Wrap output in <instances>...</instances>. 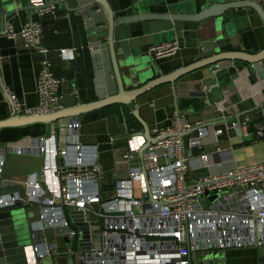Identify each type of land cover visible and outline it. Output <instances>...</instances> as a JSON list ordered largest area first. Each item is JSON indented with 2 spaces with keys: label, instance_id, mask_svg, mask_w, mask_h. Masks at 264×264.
Segmentation results:
<instances>
[{
  "label": "built area",
  "instance_id": "built-area-1",
  "mask_svg": "<svg viewBox=\"0 0 264 264\" xmlns=\"http://www.w3.org/2000/svg\"><path fill=\"white\" fill-rule=\"evenodd\" d=\"M29 1L36 9L19 32L8 26L7 35L46 57L37 79L38 105L24 108L17 95L7 97L19 115L60 110L59 89L65 81L54 74L47 57L50 50L42 46L43 19L48 15L56 19L58 6L49 4L51 0ZM180 49V42L172 40L151 45L148 52L158 61ZM76 51V47L58 49V55L74 59ZM230 123L229 130L241 133L248 127L246 119ZM54 127L31 146H0V182L8 151L39 154L44 161L41 175H28L25 197L18 191L0 195V207L40 205V218L32 223L34 242L24 248L27 264H40L57 251V243L47 239L48 229L68 236L75 247L79 241L82 252L75 248V264H199L206 259L198 260V254L207 251L264 248V163L210 173L191 182L194 170L210 165L204 150L196 158L192 155L193 149H204L202 139L208 135L200 123L176 112L171 125L150 131L155 140L144 151L145 135L131 133L123 153L126 176L118 178L110 191L101 185L104 171L97 146L79 140L81 121L74 118L61 135ZM196 127L186 148L180 133ZM259 135L264 136V125ZM73 211L79 213V226H73ZM81 225L86 233L79 237Z\"/></svg>",
  "mask_w": 264,
  "mask_h": 264
},
{
  "label": "crops",
  "instance_id": "crops-1",
  "mask_svg": "<svg viewBox=\"0 0 264 264\" xmlns=\"http://www.w3.org/2000/svg\"><path fill=\"white\" fill-rule=\"evenodd\" d=\"M10 2L13 8L21 10L9 16L7 27L11 26L15 32H19L31 15V11L25 9L29 2L28 0ZM109 2L116 16H126L136 13L193 14L200 11L208 0H109ZM57 6L56 19L50 15L43 19L42 46L50 50L47 57L52 62L54 74L65 79L59 89L62 96L61 109L98 101L94 83L96 69L94 51L100 46H92L79 18ZM227 18L226 24L229 26L230 34L237 36L243 51L258 53L264 48V23L256 14L248 15L246 9L240 8L228 11ZM115 40L121 46L118 48L121 66L124 55L130 64H137L138 69L153 64V69L150 67L146 75L141 74L135 81L124 75V83L128 88L140 87L161 74L171 73L199 60L198 46L201 41L197 38V26L190 22L174 23L169 19H148L116 24ZM172 40L180 42L179 52L171 58L155 61L148 52L150 46ZM106 45L107 39H103L101 47ZM72 47L77 48L74 59L61 58L58 55V49ZM45 57L37 50L23 48L19 39H11L7 34L0 36V80L6 92L17 95L24 108L35 107L39 103L37 79ZM97 58L103 67L105 61L110 63L108 53H100ZM214 72L210 66H204L181 76L174 84L165 83L152 88L138 97L135 107L121 103L108 104L83 112L77 117L81 121L79 140L98 148L99 162L104 171L101 182L104 190H112L119 178L118 175L125 169L123 153L129 135L143 132L145 129L143 122L135 115V110L139 111L140 118L151 131L154 127L171 125L176 112L183 114L193 124H204L223 116L235 118L239 113L251 110L264 102V78L256 82L250 80L253 70L248 63L237 60L229 67L219 69L217 74ZM212 84H219L213 89L214 103L203 95L204 87L207 86L208 90ZM112 89L116 90L117 86L113 84ZM12 114L13 110L6 94L0 91V120ZM74 118L76 117L55 123L54 129L61 135L65 132L66 125ZM241 119L248 121L246 132L230 130L229 140L204 145V151L209 154L210 165L208 168L194 170L191 173V182L210 173L264 163V136L259 135L264 118L261 119L256 112H249L243 114ZM46 132V125L42 123L3 128L0 129V146L7 143L18 147L31 146L41 136H46ZM219 146L222 147L221 150L217 149ZM197 150H192L194 158L200 153ZM20 157L23 165L15 166V161L20 160ZM39 159H43L39 154L8 151L3 178L10 181V186L22 184L25 187L30 173L36 172L41 175L43 163L38 167ZM195 163L199 165L198 160ZM18 168L20 172L17 171ZM17 191L14 189L10 193ZM46 235L49 243H57V251L52 254L54 259L58 264H68V257L64 255L68 248L62 242L64 237L57 235L53 229H48ZM224 252L225 264H264V248L227 249ZM218 259L220 257H215L214 261ZM43 263L44 259L40 261V264Z\"/></svg>",
  "mask_w": 264,
  "mask_h": 264
},
{
  "label": "water",
  "instance_id": "water-1",
  "mask_svg": "<svg viewBox=\"0 0 264 264\" xmlns=\"http://www.w3.org/2000/svg\"><path fill=\"white\" fill-rule=\"evenodd\" d=\"M28 2L29 6L25 7V9L30 10L32 13L36 8L29 0ZM263 3L264 1L262 0H233L229 2L208 0L200 11L193 14L136 13L126 16H116L109 0H51L49 4H57L69 14H73L75 17L79 18L83 25L84 32L92 46H100L94 51V55L96 56L94 83L99 100L88 104H77L50 113L19 115L13 112L10 117L0 120V129L42 123L45 124L47 128L46 136H49L52 128L57 122H64V120L68 118L78 117L83 112L108 104L121 103L135 107L138 97L152 88L165 83L174 84L181 76L204 66H210L212 70L215 71L214 73L217 74L219 69L229 67L235 61L240 60L251 65L253 72L250 75V80L256 82L258 79H263L264 48L258 53L243 51V47L240 41L237 40V36L230 34L229 26L226 24L228 11L233 9L238 10L240 8L246 9L248 15L256 14L264 23ZM19 10L21 9L13 8V4L10 0H0V36L8 32L7 20L9 16ZM148 19H169L174 23L184 21L195 24L197 26V38L201 41L198 46L199 60L185 67L176 69L171 73L161 74L140 87L128 88L124 83V75L125 77L126 75L130 76V78L135 81L141 74L146 75L150 67L153 69V64L152 66H144L138 69L137 64H130L128 58L124 55L123 66L120 65L118 48L121 46H119L115 40L116 24L122 25ZM103 39H107V45L101 47ZM100 53H108V55H110V63L108 64L107 61H105V67L100 65L101 63L97 58V55ZM112 83L117 86L116 90L112 89ZM218 85L219 84L210 85L208 90L203 93V95L208 97L211 103L215 102L213 89L218 87ZM0 91H3L8 97L9 93L6 92L1 80ZM249 112H256V114L260 115V118L263 119L264 102L251 110L239 113L235 118L222 117L201 124V127L207 128L208 130V135L202 139L203 144L206 145L229 140L230 130L227 128V124H231L230 122L232 121L241 122V116ZM134 113L143 122L145 127L144 131L141 132L147 139V143L143 149L144 151L155 139L151 136L148 125L140 118L139 111L135 110ZM197 131L198 127L193 128L190 132L180 133L185 141L186 148H188L191 134ZM216 132H219L217 136L215 135ZM189 154H191L190 151ZM118 176L122 178L126 175L123 171V173ZM7 187H10V181L7 179L2 180L0 182V190ZM16 188L17 187H14L13 189ZM206 194H208V192H206ZM212 197L216 198L218 194H214ZM31 207H33L31 204L0 207V264H27L24 252L25 246L21 245L19 238V235L25 231V227L23 225H17L13 217V211L19 208L28 210ZM33 210H35V207H33ZM69 210L71 211V209ZM78 214L79 213H75L74 211L71 213L74 222H76V225L73 226H79L80 221L77 219V216L79 218ZM32 223L33 222L29 224L30 231H32ZM81 231L79 237L83 236V233H86V229H84L83 225H81ZM64 241L68 248V251L64 253V255L68 257V264H75L74 250L76 247L71 244L68 236L64 237ZM204 253L208 254V258L204 261H200L199 264H225L223 259L225 252L223 250L207 251ZM193 255L195 256V254ZM215 257H220V259L214 261ZM53 260L54 264H58L56 259Z\"/></svg>",
  "mask_w": 264,
  "mask_h": 264
},
{
  "label": "rangeland",
  "instance_id": "rangeland-1",
  "mask_svg": "<svg viewBox=\"0 0 264 264\" xmlns=\"http://www.w3.org/2000/svg\"><path fill=\"white\" fill-rule=\"evenodd\" d=\"M195 150H197V149H194V151ZM203 150L204 149H199L197 151L201 152ZM145 154H148L147 150L145 151ZM42 163H43V159H39V162H37L38 167H40V165H42ZM14 165L15 166L16 165H23L22 158L20 157V160L15 161ZM15 168H17V167H15ZM17 171L20 172V169L18 168ZM14 187H17L15 190L20 191V193L23 197L26 196V189H25L24 185H22V184H12L10 187L1 189L0 195L5 194V193H10L11 191L14 190L13 189ZM31 205L33 207H35V210H33V207H31L28 210H26L24 208H19V209H15L13 211V217H14V220L16 221L17 225H23L25 227V229H24L25 231L19 235L20 243H21V245H24V246L31 245L34 242V235H33L32 231H30V229H29V224L31 222L39 220V218H40V205L39 204H31ZM28 214H29V217H28ZM17 227H19V226H17ZM62 242L65 244V241L63 238H62ZM66 247H67V245H66ZM76 251L82 252L79 241H77V243H76ZM207 258H208V254H206V253H199L198 254V260H204ZM53 259L54 258L52 255L46 256L44 258L43 264H54ZM75 262H77V259H75Z\"/></svg>",
  "mask_w": 264,
  "mask_h": 264
}]
</instances>
